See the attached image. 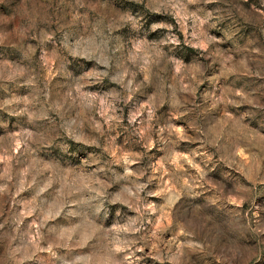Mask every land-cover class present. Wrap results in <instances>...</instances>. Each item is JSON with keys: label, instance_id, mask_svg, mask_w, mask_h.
Here are the masks:
<instances>
[{"label": "rangeland", "instance_id": "374dc122", "mask_svg": "<svg viewBox=\"0 0 264 264\" xmlns=\"http://www.w3.org/2000/svg\"><path fill=\"white\" fill-rule=\"evenodd\" d=\"M0 264H264V0H0Z\"/></svg>", "mask_w": 264, "mask_h": 264}]
</instances>
